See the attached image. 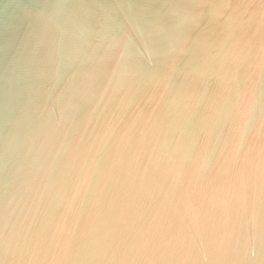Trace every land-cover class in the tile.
I'll list each match as a JSON object with an SVG mask.
<instances>
[{
  "label": "water",
  "instance_id": "water-1",
  "mask_svg": "<svg viewBox=\"0 0 264 264\" xmlns=\"http://www.w3.org/2000/svg\"><path fill=\"white\" fill-rule=\"evenodd\" d=\"M0 264H264V0H0Z\"/></svg>",
  "mask_w": 264,
  "mask_h": 264
}]
</instances>
